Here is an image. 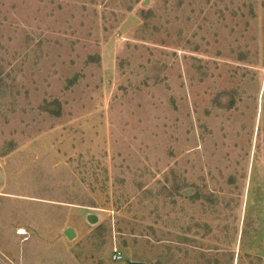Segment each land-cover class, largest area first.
Here are the masks:
<instances>
[{
    "label": "rangeland",
    "instance_id": "obj_1",
    "mask_svg": "<svg viewBox=\"0 0 264 264\" xmlns=\"http://www.w3.org/2000/svg\"><path fill=\"white\" fill-rule=\"evenodd\" d=\"M129 262L264 264V0H0V264Z\"/></svg>",
    "mask_w": 264,
    "mask_h": 264
},
{
    "label": "water",
    "instance_id": "obj_2",
    "mask_svg": "<svg viewBox=\"0 0 264 264\" xmlns=\"http://www.w3.org/2000/svg\"><path fill=\"white\" fill-rule=\"evenodd\" d=\"M88 222L91 223V224H95L98 222V217L95 216V215H89L88 216ZM66 235L68 236L69 239H72L74 237V234L72 232V230L68 229L66 230ZM128 264H147V263H144V262H129Z\"/></svg>",
    "mask_w": 264,
    "mask_h": 264
},
{
    "label": "trees",
    "instance_id": "obj_3",
    "mask_svg": "<svg viewBox=\"0 0 264 264\" xmlns=\"http://www.w3.org/2000/svg\"><path fill=\"white\" fill-rule=\"evenodd\" d=\"M57 115H59V113H57ZM70 204H76V205H80V206H89V205H86L85 204V202H81V201H79V202H75V200H71V198L70 199H68L67 200ZM91 207V206H90Z\"/></svg>",
    "mask_w": 264,
    "mask_h": 264
},
{
    "label": "built area",
    "instance_id": "obj_4",
    "mask_svg": "<svg viewBox=\"0 0 264 264\" xmlns=\"http://www.w3.org/2000/svg\"><path fill=\"white\" fill-rule=\"evenodd\" d=\"M114 259L117 261V260H121L122 259V256L120 254H116L114 256Z\"/></svg>",
    "mask_w": 264,
    "mask_h": 264
}]
</instances>
